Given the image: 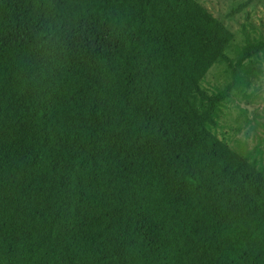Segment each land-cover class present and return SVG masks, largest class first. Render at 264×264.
Masks as SVG:
<instances>
[{"label":"trees","instance_id":"trees-1","mask_svg":"<svg viewBox=\"0 0 264 264\" xmlns=\"http://www.w3.org/2000/svg\"><path fill=\"white\" fill-rule=\"evenodd\" d=\"M230 37L195 0H0V264H264V173L207 128L234 82L184 108Z\"/></svg>","mask_w":264,"mask_h":264},{"label":"rangeland","instance_id":"rangeland-1","mask_svg":"<svg viewBox=\"0 0 264 264\" xmlns=\"http://www.w3.org/2000/svg\"><path fill=\"white\" fill-rule=\"evenodd\" d=\"M195 1L221 20L231 37L224 50L225 58L213 63L184 108L194 118L201 116L208 97L223 91L233 81L230 96L217 105L207 128L264 173V51L241 66L236 64L247 46L264 42V0ZM239 4L245 7L227 18L225 15Z\"/></svg>","mask_w":264,"mask_h":264}]
</instances>
